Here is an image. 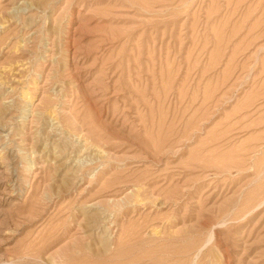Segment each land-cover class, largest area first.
<instances>
[{
  "label": "rangeland",
  "instance_id": "1",
  "mask_svg": "<svg viewBox=\"0 0 264 264\" xmlns=\"http://www.w3.org/2000/svg\"><path fill=\"white\" fill-rule=\"evenodd\" d=\"M0 264H264V0H0Z\"/></svg>",
  "mask_w": 264,
  "mask_h": 264
}]
</instances>
